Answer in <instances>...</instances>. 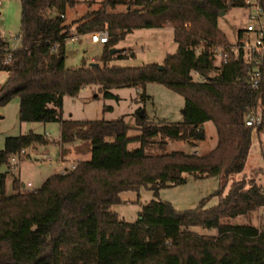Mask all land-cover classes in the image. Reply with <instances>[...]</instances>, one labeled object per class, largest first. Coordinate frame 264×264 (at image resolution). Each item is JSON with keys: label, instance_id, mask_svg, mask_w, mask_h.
<instances>
[{"label": "trees", "instance_id": "1", "mask_svg": "<svg viewBox=\"0 0 264 264\" xmlns=\"http://www.w3.org/2000/svg\"><path fill=\"white\" fill-rule=\"evenodd\" d=\"M20 1V46L11 49L0 37V71L8 74L0 85V107L18 97L21 121L59 122L62 153L68 145L83 142L89 144L91 158L50 175L35 190L22 189L16 178L15 193L7 194L2 175L0 264H264V231L250 223H231L264 206V186L257 182L264 168L233 181L227 192L223 184L212 206L204 199L194 209L179 211L170 202L152 200L133 223L113 210L127 190L145 186L158 194L161 188L187 182V174L194 179L224 175L227 180L244 169L253 131L264 127V76L259 89L249 85L254 55L244 56L245 29L232 44L219 18L222 11L248 7L246 0H102L98 8L89 2L72 22L67 11L79 0ZM258 2L264 14V0ZM120 6L125 10H118ZM167 25L174 29L178 48L163 64H111L132 55L124 50L110 53L127 33ZM101 31L108 32V41L100 62H93L99 65L67 68V39ZM213 47L229 50L230 58L216 65ZM262 71L264 75V64ZM149 82L165 84L184 97L182 121L154 122L145 114L137 117L140 133L129 136L123 117H62L64 96H75L83 87L100 85L104 97L119 100L112 88L144 89ZM259 105L263 123L248 126L246 119ZM208 121L218 134L209 153L152 152L165 150L168 139L194 143ZM48 142L34 132L7 137L0 165L11 164L29 145ZM134 142L140 147L129 150ZM194 226L217 234L194 233Z\"/></svg>", "mask_w": 264, "mask_h": 264}, {"label": "rangeland", "instance_id": "2", "mask_svg": "<svg viewBox=\"0 0 264 264\" xmlns=\"http://www.w3.org/2000/svg\"><path fill=\"white\" fill-rule=\"evenodd\" d=\"M102 0H79L78 5L67 11V20L72 22L83 15L88 9V3H93V8H98ZM255 1V0H253ZM125 6L118 10H125ZM251 8L234 7L219 18L220 28L227 34L232 44L237 42V33L245 29L248 23ZM22 6L20 0H0V37L9 42L11 48L18 47L21 40L17 36L21 31ZM118 50H124L129 55L124 58H115L111 64L121 66H142L144 64H163L168 54L177 51L178 44L174 39V29L171 25L153 28H137L119 40L114 46ZM105 51V44L93 42L89 34L77 35L66 41L65 66L76 68L84 63L100 62ZM216 59L215 64L219 65ZM8 74L0 71V85L7 80ZM196 79H199L195 75ZM111 91L119 97L106 98L101 86L92 84L83 87L75 96L65 95L62 117L72 120H116L124 118L130 126L129 136L140 133L137 117L140 111L146 114L149 121L172 122L182 121V109L184 97L167 87L165 84L149 82L145 88L116 87ZM110 107V108H109ZM262 106L259 105L256 113L262 114ZM61 124L59 122L21 121L19 117V98L14 97L7 105L0 107V149L4 148L7 137L18 136L34 132L43 135L49 140L46 144H32L25 148L26 154L14 155L11 164L0 165V183L2 175H5V191L7 194L15 193L13 181L19 178L23 183L22 189L35 190L42 186L43 182L52 174L63 173L70 170L80 160H89L91 151L89 144L80 143V147L71 144V155L61 160V146L59 144ZM204 135V136H203ZM203 135L194 143L187 140L168 139L165 150L152 151L153 153H171L180 151L187 154L204 155L213 150L218 143V134L213 122L204 123ZM73 146V147H72ZM140 147L139 142L130 143L128 148L133 150ZM264 168V127L262 130L253 131L252 145L244 169L231 175L227 180L224 175L194 179L187 174V182L161 188L158 194L151 188L142 186L139 190H127L122 192V203L115 205L113 210L123 221L133 223L140 217L143 207L152 200L170 202L176 210L184 211L196 208L204 199H208L207 206L218 203V195H214L223 184H226L225 192L235 180L251 178L253 171ZM257 182L264 186V172L257 177ZM231 223L257 225L259 221V209L249 216H239L231 220ZM194 233L215 236V229H207L200 226L191 227Z\"/></svg>", "mask_w": 264, "mask_h": 264}, {"label": "built area", "instance_id": "3", "mask_svg": "<svg viewBox=\"0 0 264 264\" xmlns=\"http://www.w3.org/2000/svg\"><path fill=\"white\" fill-rule=\"evenodd\" d=\"M246 2L249 4L251 12L245 28L244 44L241 47L244 51L245 58H248L249 55H254L252 61L254 64L251 68H249L246 81L253 89L257 90L259 89L262 77L264 76L262 71V65L264 64V14L263 8L259 4L258 0H246ZM89 35L93 42L106 43L108 41L107 31L93 32ZM17 40H20L19 36H17ZM15 48L16 47L11 49ZM231 49L238 50L239 48L233 46ZM213 51L215 53V60H220L219 64H221V62H226L230 58V51L223 50L222 47H213ZM262 123L263 116L262 114H257L256 110L252 111L246 119V124L248 126H259ZM21 154H26V150L23 149ZM74 166L75 165H73V167ZM259 221L260 223L255 226L260 231H264V206L259 208Z\"/></svg>", "mask_w": 264, "mask_h": 264}, {"label": "crops", "instance_id": "4", "mask_svg": "<svg viewBox=\"0 0 264 264\" xmlns=\"http://www.w3.org/2000/svg\"><path fill=\"white\" fill-rule=\"evenodd\" d=\"M60 136H61V131H60ZM81 145H80V143L79 142H77V143H75V145H74V148L76 147H80ZM73 147V146H72ZM70 148H71V146H69V148H68V150H67V152L65 153V154H63L62 153V150H61V153H60V155H61V160H64V159H66V158H68L72 153H71V151H70ZM78 160H83V159H79L78 158Z\"/></svg>", "mask_w": 264, "mask_h": 264}, {"label": "water", "instance_id": "5", "mask_svg": "<svg viewBox=\"0 0 264 264\" xmlns=\"http://www.w3.org/2000/svg\"><path fill=\"white\" fill-rule=\"evenodd\" d=\"M223 13H224V12L222 11L221 14H223ZM117 50H118V49H116V48H112V49L110 50V53L113 54V53H115ZM90 65L98 66L99 64H98V63H93V62H92ZM160 67L163 68L162 65H160ZM138 115H139L140 117H143V116H144V112H143V111H140V112L138 113ZM202 135H203V134L200 133V136H202Z\"/></svg>", "mask_w": 264, "mask_h": 264}]
</instances>
